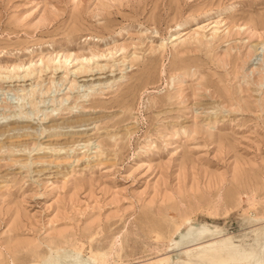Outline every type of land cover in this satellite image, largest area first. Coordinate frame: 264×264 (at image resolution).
Returning <instances> with one entry per match:
<instances>
[{"label":"rangeland","instance_id":"1","mask_svg":"<svg viewBox=\"0 0 264 264\" xmlns=\"http://www.w3.org/2000/svg\"><path fill=\"white\" fill-rule=\"evenodd\" d=\"M0 132V264H264V0H0Z\"/></svg>","mask_w":264,"mask_h":264},{"label":"bare ground","instance_id":"2","mask_svg":"<svg viewBox=\"0 0 264 264\" xmlns=\"http://www.w3.org/2000/svg\"><path fill=\"white\" fill-rule=\"evenodd\" d=\"M220 17H222V16H220ZM261 50H263V48ZM2 135H4V132L3 133L0 132V136H2ZM226 241L231 242V238L219 240V241H217V243L219 245H222V247H224ZM231 244H232V246L230 248H227L226 249L227 256H224L222 259L218 260L220 262V264H230L229 263L230 262L229 260H231L233 257L232 258H229L228 255L230 253H233V252L235 253L234 254V258L244 259L245 262H247V264H260L261 259L259 258V254L261 252H259L258 250H254L253 248L245 249L242 245L241 246L240 245H235V244H233V242H231ZM207 255L209 256L210 253L208 252ZM263 255H264V252H263ZM68 257H69V259L74 258V256H68ZM58 259H60L59 256H56L55 257V260L53 259L52 264H56V262H58ZM59 263H61V262L59 261ZM66 264H74V263L71 260H69L68 262H66ZM82 264H86V263L83 262Z\"/></svg>","mask_w":264,"mask_h":264}]
</instances>
